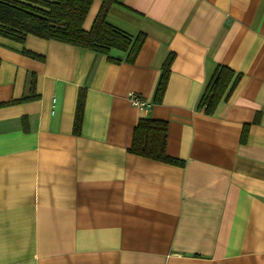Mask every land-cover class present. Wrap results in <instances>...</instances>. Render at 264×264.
<instances>
[{
  "label": "crops",
  "instance_id": "0c3cea01",
  "mask_svg": "<svg viewBox=\"0 0 264 264\" xmlns=\"http://www.w3.org/2000/svg\"><path fill=\"white\" fill-rule=\"evenodd\" d=\"M106 20L144 35L134 62L0 36V264H264V0H114ZM218 66L240 77L206 113ZM142 117L166 121L176 162L130 151Z\"/></svg>",
  "mask_w": 264,
  "mask_h": 264
},
{
  "label": "trees",
  "instance_id": "16d2710c",
  "mask_svg": "<svg viewBox=\"0 0 264 264\" xmlns=\"http://www.w3.org/2000/svg\"><path fill=\"white\" fill-rule=\"evenodd\" d=\"M93 0H0V36L23 42L27 34L43 39H53L60 42L80 46L98 53L108 54L111 49L127 52L126 62H134L144 35L139 33L132 38L129 34L116 28L106 20L108 8L114 0H100L101 6L89 30L82 28V23ZM38 57L37 55L25 52ZM170 54L165 60L159 81L156 86L154 101L160 102L168 82ZM112 61L118 59L109 58ZM234 72L218 66L210 79L200 100V107L204 112L211 113L216 104L232 81ZM236 75L231 83V90L239 80ZM84 89H80L77 96L74 117V131H80L84 107ZM34 80L31 78L28 93L20 100L35 99ZM246 128L242 131V140L246 135ZM167 123L163 120L139 118L133 131L130 151L134 154L160 160L176 162L177 160L166 154Z\"/></svg>",
  "mask_w": 264,
  "mask_h": 264
},
{
  "label": "built area",
  "instance_id": "2783aa9c",
  "mask_svg": "<svg viewBox=\"0 0 264 264\" xmlns=\"http://www.w3.org/2000/svg\"><path fill=\"white\" fill-rule=\"evenodd\" d=\"M127 97L132 105L138 107L139 109L147 110L149 104L136 93L130 92Z\"/></svg>",
  "mask_w": 264,
  "mask_h": 264
}]
</instances>
